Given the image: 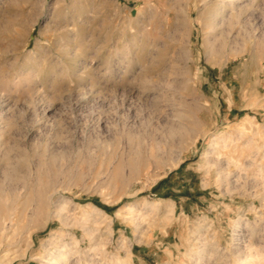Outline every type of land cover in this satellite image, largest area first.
Masks as SVG:
<instances>
[{"label":"rangeland","instance_id":"1","mask_svg":"<svg viewBox=\"0 0 264 264\" xmlns=\"http://www.w3.org/2000/svg\"><path fill=\"white\" fill-rule=\"evenodd\" d=\"M0 203V264H264V0H0Z\"/></svg>","mask_w":264,"mask_h":264},{"label":"bare ground","instance_id":"2","mask_svg":"<svg viewBox=\"0 0 264 264\" xmlns=\"http://www.w3.org/2000/svg\"><path fill=\"white\" fill-rule=\"evenodd\" d=\"M191 3V2H190ZM186 11H187V9H186ZM192 14V13H191ZM187 19H188V17H187ZM219 51V50H218ZM47 194V193H46ZM48 195V194H47ZM14 201H15V199H13ZM10 201H12V200H10ZM13 202V201H12ZM46 202H47V198H46V196H45V193L43 192V191H41V190H37V200H35L34 201V206L32 207V209L31 208H29L28 210H30L31 209V211L30 212H28V214H29V216H33L32 214L33 213H35V212H39V213H41V214H44L45 215V218H46V220H50V219H52V217L55 215V213H56V211L54 210L53 212H51V211H48V210H45V206H46ZM14 203V202H13ZM10 204V203H9ZM2 205H1V203H0V211L2 210V207H1ZM16 207L17 206H11V210H13V211H11V213L13 212H15L16 211ZM25 210V209H24ZM27 210V209H26ZM9 211V210H8ZM18 211H20L19 209H18ZM59 211V210H58ZM99 211H102L101 209H99ZM19 213V212H18ZM59 213V212H58ZM24 214V213H23ZM26 214V213H25ZM57 214V213H56ZM11 215V214H10ZM9 215V216H10ZM15 215V214H14ZM13 215V216H14ZM35 215V214H34ZM8 216V215H7ZM18 216V218H21V217H19V216H21V214L19 213L18 215H16V217ZM56 216V215H55ZM163 216V215H162ZM15 217V216H14ZM14 217H8L9 219H8V221H12V220H15L14 219ZM25 217H26V215H25ZM22 219V218H21ZM13 222V221H12ZM9 223H11V222H9ZM5 228V227H4ZM3 228V229H4ZM1 231V230H0Z\"/></svg>","mask_w":264,"mask_h":264},{"label":"trees","instance_id":"3","mask_svg":"<svg viewBox=\"0 0 264 264\" xmlns=\"http://www.w3.org/2000/svg\"><path fill=\"white\" fill-rule=\"evenodd\" d=\"M165 197H169L168 195H163ZM99 207L105 209V210H108L107 207H105L104 205H101L100 203H97L96 201H94Z\"/></svg>","mask_w":264,"mask_h":264}]
</instances>
